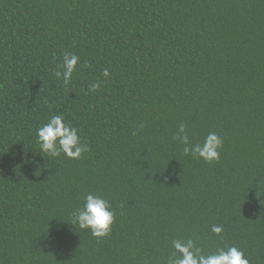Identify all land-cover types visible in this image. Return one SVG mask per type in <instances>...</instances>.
I'll use <instances>...</instances> for the list:
<instances>
[{"label":"trees","instance_id":"obj_1","mask_svg":"<svg viewBox=\"0 0 264 264\" xmlns=\"http://www.w3.org/2000/svg\"><path fill=\"white\" fill-rule=\"evenodd\" d=\"M56 114L82 158L39 153ZM180 123L220 160L185 156ZM89 192L106 237L70 224ZM189 238L264 264V0H0V264H167Z\"/></svg>","mask_w":264,"mask_h":264},{"label":"clouds","instance_id":"obj_2","mask_svg":"<svg viewBox=\"0 0 264 264\" xmlns=\"http://www.w3.org/2000/svg\"><path fill=\"white\" fill-rule=\"evenodd\" d=\"M80 60L76 54L66 52L63 55V64L54 75L68 84L77 71ZM107 69L103 76L108 77ZM99 84L90 85V90L95 91ZM143 127V125H141ZM79 129L65 122L63 114L53 115L43 126L37 129V143L39 153L47 154L53 158L61 154L71 159H80L89 151L86 141L82 142ZM175 139L184 145L185 156L202 158L207 163L220 160L223 148V139L215 132L208 133L202 143L193 144L187 133V125L180 123ZM43 156V155H42ZM115 210L109 200L102 195L87 193L81 207L75 208L71 214V225L78 226L82 230H90L96 238H103L110 234L111 226L115 222ZM211 231L220 236L223 228L213 225ZM173 253L167 259V264H250L243 250L236 246L217 248L215 251L206 252L197 242L189 239H174L172 241Z\"/></svg>","mask_w":264,"mask_h":264}]
</instances>
